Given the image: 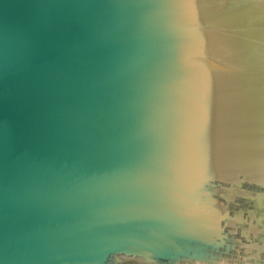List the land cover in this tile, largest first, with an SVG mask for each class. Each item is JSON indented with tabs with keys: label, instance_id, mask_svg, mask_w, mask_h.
<instances>
[{
	"label": "water",
	"instance_id": "95a60500",
	"mask_svg": "<svg viewBox=\"0 0 264 264\" xmlns=\"http://www.w3.org/2000/svg\"><path fill=\"white\" fill-rule=\"evenodd\" d=\"M0 264H264V0H0Z\"/></svg>",
	"mask_w": 264,
	"mask_h": 264
}]
</instances>
